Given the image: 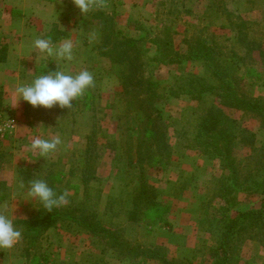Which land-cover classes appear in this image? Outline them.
<instances>
[{"label":"rangeland","instance_id":"obj_1","mask_svg":"<svg viewBox=\"0 0 264 264\" xmlns=\"http://www.w3.org/2000/svg\"><path fill=\"white\" fill-rule=\"evenodd\" d=\"M94 3L92 11L83 17L72 0H54L50 11L62 13V17H36V24L43 31H51L54 26L65 30L81 26L71 31V37L89 46L84 49V58L88 56L90 62L84 68L94 76V87L86 91L90 95L84 108L78 103L81 110L69 114L68 108L59 107L52 122L53 112L40 114L22 99L12 101L0 93V115L4 116L0 119V212L13 213L16 226L22 231L20 221L32 220L42 209L38 203L25 199L30 180L45 179L62 171L65 179L58 186L68 193L67 203L62 206L67 217L43 231L32 242V248L26 245L22 232L13 254L10 250L0 254V264H35L36 257L43 253L47 261L42 264H161L157 257L149 256L155 251L171 259L166 247L157 244L158 238L169 234V229L167 225L151 224V219L144 217L145 210L159 209L162 217L169 205L177 203L188 209L196 205L203 215L200 226L209 233L199 241L197 248L203 250L197 258L189 256L188 249L184 253L186 259L178 261L213 264L209 249L216 235L210 231V221L220 222L224 212L234 216L239 210L256 209L264 214L260 186L247 190L231 187L233 179L227 174L232 171L231 166L238 169V174L246 166L252 181L262 182L263 118L256 111L236 108L231 100L219 98L220 93L211 89L197 99L172 93L176 80L193 75H204L214 84L210 80L214 71L205 65L206 58L214 68L230 76L241 98L256 100L264 112V0ZM20 21L21 26L28 27L33 18L25 16ZM104 35L109 37L107 44ZM6 39L4 36L2 41ZM115 41L131 48L132 72L127 62H113L114 55L104 54L103 48L113 46ZM79 56L77 51L74 57ZM65 64L67 72L76 69L72 63ZM21 66L20 84L30 83L33 63ZM126 74L133 80L127 84L128 91L123 85ZM137 75L142 79L140 84L134 82ZM6 112L20 123L15 134L4 129ZM206 118L215 121L198 129ZM148 131L164 135L167 150L161 151L162 156L154 145L159 138L148 136ZM38 136L59 137L62 141L46 160L30 149L31 141ZM205 138L211 140L206 142ZM153 155L154 160L160 156L162 160L156 163ZM252 155L259 160L256 156L253 160ZM223 174L226 179L221 178ZM237 178L241 181L246 177ZM82 179L103 189L99 224L85 219L86 213L81 210ZM21 181L25 188L20 187ZM140 189L146 192L138 209L142 225L130 219L132 199ZM156 219L159 218L154 222ZM196 221L193 219L192 223ZM189 224L190 219H180L182 229ZM246 236L241 235L230 252V264H264V239ZM179 241L185 244L188 240L180 234ZM128 255L136 256L137 261H131Z\"/></svg>","mask_w":264,"mask_h":264},{"label":"trees","instance_id":"obj_2","mask_svg":"<svg viewBox=\"0 0 264 264\" xmlns=\"http://www.w3.org/2000/svg\"><path fill=\"white\" fill-rule=\"evenodd\" d=\"M63 32L59 30L56 26H54L51 31L48 34V37H51L54 43L60 40L62 37ZM109 43V37L107 35H104V44ZM104 54L108 55H114L111 57V60L116 63H124L127 62V67L130 72H132L133 64H132V52L131 48H128L123 42L121 41H115L113 46H109L108 48H103ZM6 52L7 47L0 45V61H4L6 59ZM205 60V65H207L208 68H211L212 74L210 75V80H214L211 84L209 82V79H207L204 75H193L189 76L184 80H176L177 86L174 87V93H172L175 96H179L181 94L183 95H189L191 98L197 99L200 98L205 91H217L220 94H218L219 98L221 99H227L231 100L234 103V106L236 108H246L249 111H256L258 116H262L263 118V125H264V112L262 107L263 106H257L255 104L256 100H245L244 98H241L240 95L237 92V88L232 84L231 78L229 75H225L224 72L221 70H218L214 68L212 63L208 59ZM139 66V64H138ZM57 66L50 63L49 65H46L44 68V73L46 74L47 71H54L56 70ZM137 65L134 66V72L136 73ZM59 69V68H58ZM124 78L125 84H123L125 87H127V84L132 83V77L130 78V74H126ZM126 79V80H125ZM140 77L137 75L136 78H134L135 83H141ZM147 82V81H145ZM151 85V83H149ZM123 86V87H124ZM124 87V90H125ZM197 89H196V88ZM128 91V87L126 89ZM230 105V103H228ZM215 119H204L201 123L198 124V129L204 128L205 124L214 122ZM160 134H155L151 131H148V136L155 137L157 139L154 142V145L157 146V152L159 155L162 156L161 151L167 150V142L165 141L164 135L159 136ZM205 135V134H204ZM249 137H253L252 134L249 133ZM211 138H205L206 142H209ZM251 149H254V146L250 145ZM139 147V146H138ZM140 150L139 148H137ZM139 152V151H138ZM145 153V152H144ZM143 153V155H144ZM210 153V152H209ZM141 155V153H138ZM211 155V154H209ZM220 155V154H219ZM159 157L158 159L154 160L156 158V155H153V160L157 163L162 160V157ZM255 156L256 159L259 160L257 155H252V159L254 160ZM210 157V156H209ZM217 156H211V159L216 158ZM222 157V156H221ZM140 159V158H139ZM141 160V159H140ZM244 166V165H242ZM264 167V164H263ZM231 172L227 173L231 178L232 181L231 187L235 186L240 187L241 190H247L248 187L252 188L251 186L255 187V185H259L261 189V193L264 194V178L262 182L252 181L253 179L248 176V170L245 166L240 171L241 173L238 174V169L231 166ZM245 176L246 178L239 181L238 176ZM221 178H225L226 176L223 174ZM221 178L219 180H221ZM65 179L64 174L62 171L59 172V174H56L53 176L52 174L47 175V177L44 179L48 182L49 186L53 188V190L59 195L64 193L63 189L58 186L61 182H63ZM59 181V184L57 183ZM81 182L84 185V193H83V200L80 202V207L83 212L86 213L85 219H88L91 222H97L98 220V211L100 208V201L103 193V189L99 186L91 185L86 179H82ZM69 181L67 180L66 184H68ZM143 187V186H142ZM230 187V188H231ZM0 188H3L2 183L0 182ZM144 189H140L137 194L132 199L133 204V211L131 212L130 219L132 221H140V215L138 214V209L141 202L143 201ZM229 199H232L231 196H229ZM228 199V200H229ZM228 203V202H227ZM146 214L144 215L145 218L154 220L155 218H160L163 211H159V209H156L155 211H150L149 208L145 210ZM160 212V215H159ZM162 212V213H161ZM232 213V212H231ZM66 211L62 207L55 208L51 212H48L47 210H44L43 208L40 210L39 214L34 217L32 220H23L20 221V226L22 229V232L24 233L27 243L26 245L29 246V248H32L34 246L32 242H34L38 236L42 234L43 231H46L48 228H51L54 226L56 221L62 217H67ZM159 215V217H158ZM74 219H77L73 217ZM221 221H210L209 227L210 231L216 235L215 243L214 245L209 249V255L211 259H213V264H230L231 262V251L233 247L236 245L237 241L240 240L241 235H247L246 237L258 240V239H264V214L262 211H257L256 209H247V210H239L236 215L232 216L230 212H224L222 214V217L220 219ZM214 226V228H213ZM216 226V227H215ZM94 229V228H93ZM238 246V244H237ZM151 257H157L158 261L161 264H189L188 262H181L173 259H168L163 255H158L155 251H151ZM42 259V260H41ZM46 262L47 257L42 254V257L38 256L35 259V264H42L41 261ZM40 261V262H39Z\"/></svg>","mask_w":264,"mask_h":264},{"label":"crops","instance_id":"obj_3","mask_svg":"<svg viewBox=\"0 0 264 264\" xmlns=\"http://www.w3.org/2000/svg\"><path fill=\"white\" fill-rule=\"evenodd\" d=\"M54 0H0V45L7 47L6 52V59L4 61H0V93L3 98L7 99H17L15 89L20 84V76H21V64H24L26 62L33 63V76L30 78L31 80L37 76V75H43L44 68L46 65H49L50 63L56 65V62L54 61H43L35 62L37 57L30 52V46L34 39L41 37V33L43 34V37H48V34L50 32V29L47 31H43L44 29L41 28L40 25L36 24L38 23L37 18L44 17V20L50 19L52 10L51 5ZM51 10V11H50ZM57 14V15H56ZM62 13H53L52 15L55 18L62 17ZM25 16H31L33 18L32 25L25 27L20 25V20H22ZM66 21V20H65ZM24 23V22H23ZM29 25V24H27ZM46 27V25H45ZM59 30L63 32L62 37L59 41L56 42V44L62 43L65 40H71V31L81 28V26L75 25V27H68L67 30H65L64 27L57 26ZM3 35V36H2ZM6 37L7 39L5 41H2L3 37ZM75 40H71L74 45L75 53L77 51L80 52L79 58L74 57V60L68 63L64 62H57V65L59 69L65 70L63 68V65L67 66L68 64H73L76 66L75 70H71L70 74H76L80 71L86 70L84 68L85 65H87L88 62H90V59L88 56L84 58V49H88L89 46H84V42L80 39L78 41V38L75 37ZM90 53V52H89ZM88 61V62H87ZM21 66V67H20ZM67 72V70H65ZM90 94L88 92L85 93V95L82 98H78L76 101H73V105L69 109V114H74V112H79L81 109L77 108L78 103L83 104L84 108V101ZM15 96V97H14ZM4 104L6 103L3 101ZM9 102V101H8ZM82 106V105H81ZM80 106V107H81ZM82 108V107H81ZM42 109V110H41ZM59 106H55L51 109H46L43 107L37 108L38 113H45L47 115L48 111L53 112L50 117H52V122L55 117L56 112H60ZM11 112H6L7 119L3 123H5L4 129L8 130V134L16 133L20 123L17 121V118H15ZM2 115H0V119L2 121ZM47 124V123H45ZM53 124V123H51ZM31 126V125H30ZM83 128V127H82ZM81 126H79V129H82ZM15 131V132H14ZM2 136V134H1ZM0 202H3L2 200ZM168 211L163 214L162 217L152 221L151 224H157V225H167V228L169 229V234H167L164 237H160V242H157L158 245L166 247V249L171 254V259H176L177 261L180 259H186L187 254L184 255L186 250L189 249V256L198 257L199 251L203 250L201 248H197L200 243L202 242L203 238L207 237L209 233L206 231V229L201 225L203 215L197 211L196 205L191 206L189 209L186 208V206H181L180 204L172 205L168 207ZM188 209V210H187ZM189 216L188 218L186 216ZM190 219L191 224L185 226V228L180 227V219ZM193 219H197L196 223L193 224ZM200 221V222H199ZM148 222V221H147ZM149 223V222H148ZM138 225H142V222H138ZM147 224V223H146ZM193 224V225H192ZM180 234H183L184 238L188 241L185 242V244H182L179 241ZM200 234V235H199ZM202 239V240H201ZM208 240V238H207ZM212 240V237H211ZM189 242V245L187 244ZM156 244V243H155ZM12 250H10L11 253ZM0 254H3V250H0ZM13 254V253H11ZM17 258H19V261L21 259L20 254L17 253L15 255ZM129 256V255H128ZM151 258V256H149ZM131 261L134 262L137 261L136 256L132 255L127 257ZM129 260V261H130ZM129 263V262H127ZM153 262H149V264H152ZM212 262H210L211 264Z\"/></svg>","mask_w":264,"mask_h":264},{"label":"clouds","instance_id":"obj_4","mask_svg":"<svg viewBox=\"0 0 264 264\" xmlns=\"http://www.w3.org/2000/svg\"><path fill=\"white\" fill-rule=\"evenodd\" d=\"M80 14L86 17L95 7L94 0H72ZM31 54L38 60L68 63L74 60V45L71 40L56 44L51 37H39L30 46ZM94 87V76L87 70L70 74L58 69L35 76L30 83L19 84L15 93L17 102L23 100L33 108L51 109L55 106L70 109L73 101L82 98L86 91ZM62 143L59 137L51 139L36 137L30 149L46 160ZM21 188H25L21 181ZM68 193L57 194L44 179L30 180L26 186L25 199L38 203L44 210L51 212L67 203ZM22 231L16 226L15 215L0 212V250H12L21 241Z\"/></svg>","mask_w":264,"mask_h":264}]
</instances>
